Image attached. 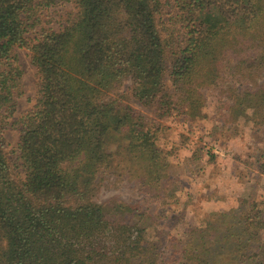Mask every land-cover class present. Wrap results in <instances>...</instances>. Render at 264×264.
Instances as JSON below:
<instances>
[{"label": "trees", "instance_id": "1", "mask_svg": "<svg viewBox=\"0 0 264 264\" xmlns=\"http://www.w3.org/2000/svg\"><path fill=\"white\" fill-rule=\"evenodd\" d=\"M59 2L72 4L62 27L35 31ZM16 48L36 97L13 117ZM127 81L151 118L121 100ZM206 89L221 125L241 118L264 134V0H0V264H264V201L165 241L135 205L93 200L110 175L149 201L172 198L159 121L204 118Z\"/></svg>", "mask_w": 264, "mask_h": 264}, {"label": "rangeland", "instance_id": "2", "mask_svg": "<svg viewBox=\"0 0 264 264\" xmlns=\"http://www.w3.org/2000/svg\"><path fill=\"white\" fill-rule=\"evenodd\" d=\"M166 2L167 0H161ZM72 9L69 2H59L40 14L41 27L57 30L62 27L65 14ZM169 9L165 8L166 13ZM167 18L166 14L164 19ZM33 37L34 32L27 33ZM21 74L22 96L16 99L13 117L28 110L36 97L35 69L30 64L28 51L14 50ZM125 82L118 93L123 102L129 103L145 117H152V109L132 97ZM204 90V118L186 120L167 117L159 121L157 144L168 154V176L173 197L164 205L147 200L138 188L109 176L95 189L93 200L103 203L110 198L135 205L149 215L153 224L148 225L147 235L153 230L167 238V233L182 240L186 231L199 226L214 212L244 209V201H264V134L260 128L244 119L220 124L225 110L216 109V92ZM3 150L9 162L13 159L18 133L11 127L3 132ZM173 187V188H172ZM152 227H149L151 226ZM264 237V232H262ZM161 242V246L163 245ZM253 244L250 249H255Z\"/></svg>", "mask_w": 264, "mask_h": 264}]
</instances>
